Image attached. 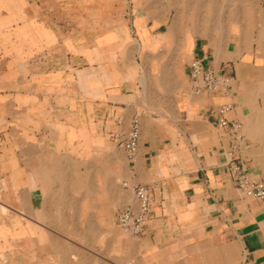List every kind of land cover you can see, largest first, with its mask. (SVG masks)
<instances>
[{
  "label": "crops",
  "instance_id": "0c3cea01",
  "mask_svg": "<svg viewBox=\"0 0 264 264\" xmlns=\"http://www.w3.org/2000/svg\"><path fill=\"white\" fill-rule=\"evenodd\" d=\"M205 1L0 0V264H264V200L235 186L211 114L232 105L264 178V0ZM195 57L225 93L192 92ZM134 118L130 159L114 134ZM135 185L153 193L138 236L115 221Z\"/></svg>",
  "mask_w": 264,
  "mask_h": 264
},
{
  "label": "built area",
  "instance_id": "2783aa9c",
  "mask_svg": "<svg viewBox=\"0 0 264 264\" xmlns=\"http://www.w3.org/2000/svg\"><path fill=\"white\" fill-rule=\"evenodd\" d=\"M226 68V66H224ZM189 82L193 93L220 94L225 93L231 84L230 74L225 69L216 70L204 66L201 59L193 58L189 63ZM232 108L230 103L216 106L212 111L219 126L228 127L233 141L228 151L227 169L235 186L247 197L264 200V178L252 177L247 174L243 165L235 155L237 144L242 140L240 132L241 124L237 120L227 118V113ZM140 136V123L138 118H134L130 128L126 133H115L114 137L118 145L124 147L130 159H133ZM135 197L134 205H127L119 209L115 215L116 224L120 229L132 236L144 233L147 221L152 213L153 193L147 185H135L133 187ZM127 264H132L131 262Z\"/></svg>",
  "mask_w": 264,
  "mask_h": 264
},
{
  "label": "rangeland",
  "instance_id": "374dc122",
  "mask_svg": "<svg viewBox=\"0 0 264 264\" xmlns=\"http://www.w3.org/2000/svg\"><path fill=\"white\" fill-rule=\"evenodd\" d=\"M197 1H199L200 3L202 0H197ZM204 3L207 5H217L216 0H208V1H205ZM173 5L179 17L188 18V0H173ZM221 12H223L221 9L219 10H216V9L205 10L204 9V10H197V11L195 10L193 11V14H194L193 16L196 15L200 17L202 15V17L207 16V18H211V17H216V15L218 14L220 15ZM228 12L230 11L228 10ZM224 13L226 14L227 12L224 11ZM19 14H20V11H17V17L20 16Z\"/></svg>",
  "mask_w": 264,
  "mask_h": 264
}]
</instances>
